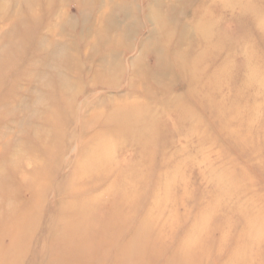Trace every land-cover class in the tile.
<instances>
[{
	"label": "rangeland",
	"instance_id": "obj_1",
	"mask_svg": "<svg viewBox=\"0 0 264 264\" xmlns=\"http://www.w3.org/2000/svg\"><path fill=\"white\" fill-rule=\"evenodd\" d=\"M0 264H264V0H0Z\"/></svg>",
	"mask_w": 264,
	"mask_h": 264
},
{
	"label": "bare ground",
	"instance_id": "obj_2",
	"mask_svg": "<svg viewBox=\"0 0 264 264\" xmlns=\"http://www.w3.org/2000/svg\"><path fill=\"white\" fill-rule=\"evenodd\" d=\"M164 24V23H163ZM168 32V31H167ZM165 34H166V32H165ZM168 34V33H167ZM143 57H144V55H143ZM148 74V73H147Z\"/></svg>",
	"mask_w": 264,
	"mask_h": 264
}]
</instances>
